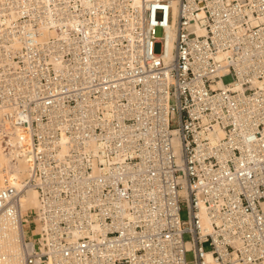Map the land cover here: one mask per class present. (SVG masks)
Returning <instances> with one entry per match:
<instances>
[{
    "label": "built area",
    "instance_id": "2783aa9c",
    "mask_svg": "<svg viewBox=\"0 0 264 264\" xmlns=\"http://www.w3.org/2000/svg\"><path fill=\"white\" fill-rule=\"evenodd\" d=\"M0 141L23 264H264V0H0Z\"/></svg>",
    "mask_w": 264,
    "mask_h": 264
},
{
    "label": "bare ground",
    "instance_id": "6f19581e",
    "mask_svg": "<svg viewBox=\"0 0 264 264\" xmlns=\"http://www.w3.org/2000/svg\"><path fill=\"white\" fill-rule=\"evenodd\" d=\"M170 45V41L168 42ZM220 83L213 85L219 87ZM27 165L24 160L7 154L0 141V184L5 180L8 184L20 188L26 177ZM21 214L30 213L37 208L36 192L26 188L20 197ZM24 227L13 223L5 215L0 214V264H23L21 240Z\"/></svg>",
    "mask_w": 264,
    "mask_h": 264
},
{
    "label": "rangeland",
    "instance_id": "374dc122",
    "mask_svg": "<svg viewBox=\"0 0 264 264\" xmlns=\"http://www.w3.org/2000/svg\"><path fill=\"white\" fill-rule=\"evenodd\" d=\"M155 36L156 37H161L162 36V33H161L160 29H158V28L156 29ZM153 50L156 53L159 52L160 51V45L159 44H155ZM221 80H222V82L224 84H226V83H228V82H230L232 80V77L230 75H226V76H223ZM179 217H180V220L182 222H185L187 220V211H186L184 206L180 210ZM30 222H31L30 225H25L24 236H25L26 239L35 241V238L31 235V232H30L34 228V223L31 220H30ZM183 240L184 241L189 240V236L187 234H184L183 235ZM203 250L204 251H209L210 250V247H209V245L207 243H205L203 245ZM185 260L187 261L188 264H192L193 253L191 251H188V252L185 253Z\"/></svg>",
    "mask_w": 264,
    "mask_h": 264
}]
</instances>
